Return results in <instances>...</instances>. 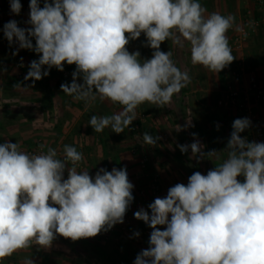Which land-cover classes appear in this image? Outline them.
<instances>
[{
  "label": "clouds",
  "instance_id": "9594fccd",
  "mask_svg": "<svg viewBox=\"0 0 264 264\" xmlns=\"http://www.w3.org/2000/svg\"><path fill=\"white\" fill-rule=\"evenodd\" d=\"M21 8L20 0H10L12 13ZM29 8L31 27L21 28L15 20L3 27L10 45L15 40L19 48L41 54L24 79L35 82L53 67L62 72L65 63L75 64L72 82L60 86L63 93L122 106L111 116L92 115L88 124L94 132L110 126L123 133L139 105L163 108L191 82L171 51H161L166 40L181 46L187 41L191 63L213 73L236 59L227 35L235 17L206 15L199 0H44L43 7L30 0ZM142 33L145 46L154 50L143 61L139 51L127 48ZM250 125L248 118L235 119L226 159L206 175L194 172L187 185L170 187L148 205L150 213L143 208L134 213L152 228L150 246L134 264H264V142L241 136ZM142 139V145L155 146L159 137L145 132ZM178 147L198 160L219 158L216 150L204 152L198 139ZM63 152V158L51 147L29 154L17 142L0 143V260L33 244L50 248L57 235L92 238L124 222L134 200L126 168H100L93 177L77 171L84 157L76 147L65 145Z\"/></svg>",
  "mask_w": 264,
  "mask_h": 264
},
{
  "label": "crops",
  "instance_id": "0c3cea01",
  "mask_svg": "<svg viewBox=\"0 0 264 264\" xmlns=\"http://www.w3.org/2000/svg\"><path fill=\"white\" fill-rule=\"evenodd\" d=\"M27 1L20 0L22 8L17 15L22 28L31 27L27 23L29 13L24 10ZM199 2L207 9L206 15L218 12L235 17L233 30L229 29L227 33L229 43L234 30L241 26L247 10L256 9L254 0H199ZM10 11V0H0V143L5 140L17 142L25 152L38 146L47 152L51 147L57 151L58 158H63L64 146L71 145L84 157L83 161L77 164V171L88 170L94 177L100 168L108 167V171L113 168H126L128 177L137 175L140 160L136 157L137 152L131 149L133 145L138 144L136 135L131 138L130 148L124 151L128 144L123 133L116 134L110 126L103 132H94L88 124L92 115L111 116L119 112L122 106L108 100L102 101L98 97L96 100L85 101L61 94L55 86L61 71L55 67L48 70L47 66H43V70H48L49 75L41 80L33 82L24 79L29 71L30 62L38 60L41 54L19 48L15 40L9 44L4 36L3 27L11 20ZM256 17H260V12H256ZM141 35L145 43L139 47L137 43L133 44L131 51H139L140 59L143 61L152 58L154 50L145 46L146 36L143 33ZM32 43L35 46L34 38ZM13 49L20 52L23 60L21 67L16 65L17 59ZM231 49L236 59L219 73H213L201 65L191 63L190 45L187 41L183 42V46L171 39L161 44V51H171V59L177 67L189 70L191 82L175 94L180 101L183 99L182 106L179 105V109L174 108L176 114L181 115L179 119L183 122L170 124L168 118L167 122L159 123V117L162 119L169 111L165 107L159 108L147 102L141 104L148 117L145 125L140 122L142 130L145 127L143 132H148L159 139L155 146L146 145V150H149L150 166L147 165L145 179L150 182L151 195L137 200L132 206L133 213L146 205L143 204L144 201L151 203L157 197H165L170 187L177 183L187 185L188 177L194 172L199 171L206 175L209 170L227 158L226 145L233 130L232 122L241 117L239 108L229 103V87L239 92L244 107L250 114L257 116L263 112L264 102L259 101L249 88L252 83L264 87V24L249 36L243 49L237 50L232 47ZM70 79L72 80V75ZM77 82L83 83L82 78ZM137 110L141 111L139 107ZM187 114L191 115L188 118L192 119L190 123L185 122ZM137 121L138 116L132 125ZM250 121V127L241 133L243 138L253 131V122L251 119ZM178 125L182 130L177 131ZM170 129H175L176 133L168 134ZM193 133L197 135L194 137ZM195 139L204 145V152L211 150L220 152L219 158L204 157L198 160L192 156L190 149L187 153H181L178 145L191 144ZM68 166L72 167L70 162ZM64 178H67V171ZM238 179L243 181L244 178ZM157 180L159 186L152 183ZM140 192L142 193L143 189ZM147 210L150 213V209ZM139 222L132 221L130 229L134 231L144 229L145 233H150L140 245L134 246V249L130 248L131 250H118L111 254L105 248V244L100 243V236L72 241L70 238L57 235L50 248L33 244L0 260V264H24L27 259H32L34 264H108L102 256L112 260V264H134L136 256L150 246L149 238L152 232V228L144 221L141 220V224ZM94 248L102 251L103 255L96 254Z\"/></svg>",
  "mask_w": 264,
  "mask_h": 264
},
{
  "label": "rangeland",
  "instance_id": "374dc122",
  "mask_svg": "<svg viewBox=\"0 0 264 264\" xmlns=\"http://www.w3.org/2000/svg\"><path fill=\"white\" fill-rule=\"evenodd\" d=\"M137 41L136 40H132L127 45L128 51L130 53L133 52V51H131V49H133V46L135 45V43H137L138 47L140 46V44L145 43V39L142 37V35L137 39ZM184 70H187L189 72L188 69L184 68ZM174 96L175 95H173V97H172L171 104H169L167 106H164L169 111V114L164 115L162 119L159 117V123H162L163 121L167 122L169 119H170L169 121L171 122L170 124H173V123L176 124V122H178V121L183 122L181 119H179V117H181V115L176 114V112L174 110V108H178L179 109V107H178L179 105L182 106L183 99H181V101H180V99H178L176 96L175 97ZM138 107H139V109H141V111H139V110L136 111L137 112V116H138V118H141L142 124L145 125L147 123V122H145V120H148V117L144 113V109H143L144 106L140 105ZM138 107H137V109H138ZM185 116H186L185 122H189V123L192 122V119H188L191 116L190 114H187ZM130 127H132V125ZM130 127L125 128V130L123 132V135L125 136L126 140H128V138H132V136L136 135L138 144L137 145L136 144L133 145L134 147H132L131 149H134L135 153L137 152V154H136L137 156L136 157H138V160H140V161H138V163H139V171L137 172V175L135 174V175H133V177H128L129 181L134 185L133 190H132V194L134 196V200L130 204L127 212L125 213L124 222H123V224L125 225V229L124 230L120 231L119 229L115 228V230L113 232H109V230L108 231H102L101 233H99L97 235V236H100V238H101L100 239L101 240L100 243L102 245L105 244V246H106L105 248H107V250H109L111 252V254L113 252H117L118 250H124V251L131 250L130 248H132V247H133L132 249H134V246L140 245V242H142L145 239V237L148 236L149 233H150V232L149 233H145L144 229L138 230V231H134V229L133 230L130 229V226H131L130 224L132 223V221L133 222L134 221H138V219L135 218L134 213L132 211L133 204H135V202L137 200L139 201V200L144 199L145 197L151 195L150 187H149L150 186V182H148V179H145L146 173H147L146 171L148 169L147 165L150 166V163L148 161L149 160V158H148L149 150H146L147 149L146 144L142 145L143 144L142 136H143V133H145V132H143L145 127L143 128V130H142V127H140L138 132L133 131ZM170 130L171 131L168 134L171 133V135H172V133H174V134L176 133L175 129H170ZM142 159L144 160L143 162L141 161ZM142 176H144V177H142ZM152 183L153 184H157V186H159L158 180L156 182H152ZM137 186H139V187L137 188ZM142 189H143V192L141 193L140 191ZM143 204H146V205L143 206V208L146 211H148L147 209H148V205L150 204V201L149 202H145L144 201ZM139 221L141 222V220H139ZM140 222H139V224H141ZM139 229H141V228H139ZM161 230H163V228H161ZM136 232H139L140 235L136 236L135 235ZM94 251L98 255H103L102 251H99V249H97V248H94ZM102 258H104V261H107L108 264H112V262H113L112 260H110L106 256H102ZM93 262H95V261H93Z\"/></svg>",
  "mask_w": 264,
  "mask_h": 264
},
{
  "label": "built area",
  "instance_id": "2783aa9c",
  "mask_svg": "<svg viewBox=\"0 0 264 264\" xmlns=\"http://www.w3.org/2000/svg\"><path fill=\"white\" fill-rule=\"evenodd\" d=\"M30 0L26 2L24 5V10L28 13H30L29 8ZM256 9L247 10L246 14L243 17L242 24L239 28V30H234V35L232 36V40L230 42V47L241 50L244 48L245 43L247 42L249 36L252 33H255L259 26L261 24H264V0H254ZM260 12V17H256V12ZM9 18L11 20H15L18 22L19 27H23L22 23L17 20V15L9 12ZM233 30V28H231ZM13 54L16 57V65L22 66L23 60L20 56V52L17 49H13ZM67 76V72H64V77ZM252 92H254L255 97L261 101L264 102V87L258 85L257 83H252L249 88ZM229 103L231 106H235L236 108H239L240 110V118H248L251 119L253 122V131L245 136L249 142H264V110L260 115L253 116L248 112V110L245 109L243 100L241 99V96L239 92L233 88L229 87ZM141 122V118H139L138 123H135L132 125V130L135 132H138ZM41 151L45 152L41 147L31 148L27 149L26 152L29 154H39ZM144 161L143 159L141 160ZM77 166V165H76ZM156 189V187H155ZM119 229L124 230L125 225L123 223H117L114 225L109 232H113L114 230Z\"/></svg>",
  "mask_w": 264,
  "mask_h": 264
},
{
  "label": "trees",
  "instance_id": "16d2710c",
  "mask_svg": "<svg viewBox=\"0 0 264 264\" xmlns=\"http://www.w3.org/2000/svg\"><path fill=\"white\" fill-rule=\"evenodd\" d=\"M49 2H51V0H49ZM39 3H40V6L43 7L44 0H39ZM75 70H76L75 64H73V65H67V63H65V65H64V71L61 72L60 78L57 79L56 84H55L57 90L61 94L70 96L68 94L63 93V91L61 90V87L60 86H61L62 83H68V84H70L72 82V80L70 79V75H72V73ZM64 72H67V76L66 77H64ZM136 123H138V121ZM126 143L128 144V146L124 148V151H126V150H128L130 148L131 138H128V140H126Z\"/></svg>",
  "mask_w": 264,
  "mask_h": 264
}]
</instances>
